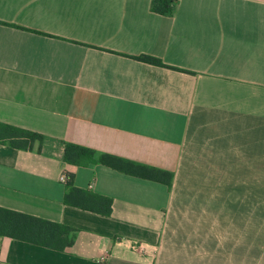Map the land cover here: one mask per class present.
<instances>
[{
    "label": "crops",
    "instance_id": "crops-1",
    "mask_svg": "<svg viewBox=\"0 0 264 264\" xmlns=\"http://www.w3.org/2000/svg\"><path fill=\"white\" fill-rule=\"evenodd\" d=\"M151 2L0 0V130L43 137H0V208L74 230L64 251L0 235V264H264V0ZM71 176L111 215L67 204Z\"/></svg>",
    "mask_w": 264,
    "mask_h": 264
},
{
    "label": "trees",
    "instance_id": "trees-1",
    "mask_svg": "<svg viewBox=\"0 0 264 264\" xmlns=\"http://www.w3.org/2000/svg\"><path fill=\"white\" fill-rule=\"evenodd\" d=\"M178 2L179 0H152L151 10L153 13L172 17L175 14ZM136 59L155 66L181 70L168 66L164 64L162 60L152 56L143 55L136 57ZM181 71L188 72L185 70ZM2 128L3 130H0V137L9 139L13 144L16 143V139L21 140L22 143L20 144L24 145V147L28 146V144H32L34 141L43 140V137L39 134L27 131L16 133L12 127L7 126ZM95 155V151L74 144H67L65 148V161L75 166H82L87 161L92 162ZM100 162L116 170L134 174L141 178L163 182L169 187L172 186L174 177L172 173L157 170L145 165H139L110 155H102L100 157ZM66 203L104 216H110L112 213V201L110 199L76 188L73 185V176H71L68 182ZM73 232L74 230L67 226L0 208V235L64 251L74 242L71 236Z\"/></svg>",
    "mask_w": 264,
    "mask_h": 264
},
{
    "label": "built area",
    "instance_id": "built-area-1",
    "mask_svg": "<svg viewBox=\"0 0 264 264\" xmlns=\"http://www.w3.org/2000/svg\"><path fill=\"white\" fill-rule=\"evenodd\" d=\"M66 179H67V178H66L65 175H63V176L61 177V180L64 181V182L66 181Z\"/></svg>",
    "mask_w": 264,
    "mask_h": 264
}]
</instances>
